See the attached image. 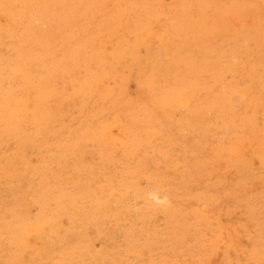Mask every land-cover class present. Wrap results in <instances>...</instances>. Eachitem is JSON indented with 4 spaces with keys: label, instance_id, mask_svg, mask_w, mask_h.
Masks as SVG:
<instances>
[{
    "label": "rangeland",
    "instance_id": "obj_1",
    "mask_svg": "<svg viewBox=\"0 0 264 264\" xmlns=\"http://www.w3.org/2000/svg\"><path fill=\"white\" fill-rule=\"evenodd\" d=\"M0 224V264H264V0H0Z\"/></svg>",
    "mask_w": 264,
    "mask_h": 264
},
{
    "label": "bare ground",
    "instance_id": "obj_2",
    "mask_svg": "<svg viewBox=\"0 0 264 264\" xmlns=\"http://www.w3.org/2000/svg\"><path fill=\"white\" fill-rule=\"evenodd\" d=\"M75 1V0H74ZM240 3V2H239ZM250 3V2H249ZM260 3H261V0H260ZM58 8V7H57ZM60 8V7H59ZM3 20V18H2ZM3 24V23H2ZM37 33V32H36ZM13 54V53H12ZM224 62V61H223ZM3 74V73H2ZM200 120V119H199ZM119 129V128H118ZM32 154V153H31ZM27 158V157H26ZM150 166V165H149ZM147 191V190H146ZM24 193V192H23ZM1 225V224H0ZM15 231V230H14ZM5 239V238H4Z\"/></svg>",
    "mask_w": 264,
    "mask_h": 264
}]
</instances>
